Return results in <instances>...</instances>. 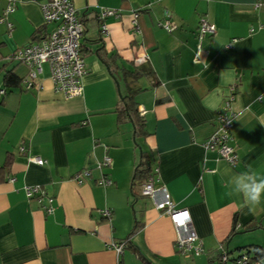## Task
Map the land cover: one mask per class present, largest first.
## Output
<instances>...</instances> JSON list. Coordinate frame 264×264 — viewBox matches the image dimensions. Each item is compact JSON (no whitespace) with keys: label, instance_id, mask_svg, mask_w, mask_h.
<instances>
[{"label":"crops","instance_id":"0c3cea01","mask_svg":"<svg viewBox=\"0 0 264 264\" xmlns=\"http://www.w3.org/2000/svg\"><path fill=\"white\" fill-rule=\"evenodd\" d=\"M47 1L17 0L6 16L11 31L0 23V264H209L223 254L222 264H234L240 248L264 249V199L250 212L227 183L248 168L264 173V0H72L85 23L86 74L82 96L71 99L53 90L46 64L29 91L3 83L7 72L27 77L10 57L53 29L41 12ZM7 6L0 0V15ZM107 10L114 15L101 19ZM201 18L215 34L199 41ZM122 70L141 74L124 80ZM127 84L139 90L145 122L136 141L130 120L117 116ZM232 87L234 167L203 148ZM105 155L111 164L97 169ZM141 161L188 211L205 259L177 253L170 218L139 195ZM83 170L90 175L78 183ZM102 175L112 185L99 186ZM27 186L53 198L50 213L27 199ZM127 240L117 256L111 244Z\"/></svg>","mask_w":264,"mask_h":264},{"label":"built area","instance_id":"2783aa9c","mask_svg":"<svg viewBox=\"0 0 264 264\" xmlns=\"http://www.w3.org/2000/svg\"><path fill=\"white\" fill-rule=\"evenodd\" d=\"M17 0H8V6L0 16V23H5L8 31H11L12 24L7 21L6 16L14 11ZM41 12L45 24L53 25V29L38 44L28 45L17 50L13 55V60L28 67V75L23 80L24 90H31L38 87L35 83L36 76L41 73L42 66L46 64L50 72V80L53 90L62 94L65 98L71 99L82 96V78L86 74V64L81 52V38L83 36V24L80 21L78 11L73 6L72 0H48L41 5ZM114 15V11L107 10L101 12V19ZM137 13L134 14L132 24L136 25ZM162 27L170 30L172 27L165 22ZM101 31L105 32V25H101ZM215 26L208 23L206 19L199 20L197 38L200 41L204 35H214ZM229 48V46H226ZM3 95L4 91L0 90ZM234 94V88L229 89V93L222 102L217 112V127L208 139L203 143L206 151H214L218 157L226 161L231 167L236 164V155L232 146L231 128L236 116L232 112L230 105ZM143 115V112L139 113ZM31 161L39 166L44 165V161L39 157L31 158ZM111 164L108 156H104L102 161L97 163V169L107 167ZM154 176L143 181L139 185V195L149 197L155 203V208L166 214L176 232L175 249L183 256L197 257L203 252L201 241L193 231L191 218L188 211L176 209L174 204L168 199L163 187H156L157 170ZM90 175V171L83 170L76 177L78 183L82 182V177ZM97 184L102 187L112 185V181L102 175ZM27 199L35 198L42 209L50 213L52 211L53 198L48 196L40 186H27L24 188ZM46 202V205H42ZM103 217H109L110 212H102ZM127 241L111 244L116 255L119 256L126 248ZM222 263L227 261V256H221ZM234 264H260L251 261L249 256L241 253L233 262Z\"/></svg>","mask_w":264,"mask_h":264},{"label":"trees","instance_id":"16d2710c","mask_svg":"<svg viewBox=\"0 0 264 264\" xmlns=\"http://www.w3.org/2000/svg\"><path fill=\"white\" fill-rule=\"evenodd\" d=\"M80 21L82 22L83 27L85 29V23L82 20V18H80ZM81 52H82V49H81ZM10 58L13 60L12 56ZM121 74L124 80H126L127 78H131L132 80H135L141 74V71L130 72L127 70H122ZM24 79L25 78H20L14 72H7L3 76V83L5 85V88L10 90L16 87H21ZM138 91H139L138 89L134 90L130 88L127 84L125 95H122L120 97L121 108L117 111L118 121H121L122 119H125V118L130 120L132 124V128H133L134 141L146 135L145 122L142 116L139 114L137 103L135 102V96ZM141 157L143 158V153L141 154ZM10 161H11L10 157L6 159L5 163L3 164V167H1V173H3L5 169L9 168L10 163H11ZM154 175L155 174L153 170L150 167H148L146 163L144 164L141 161L140 164L135 168L134 180L138 181L137 183H141L147 180L148 178L153 177ZM128 243L129 242L127 240L126 247L129 246ZM239 250L241 253L247 254L249 258L251 259V261L260 262V260L264 258V249H262V247L260 246L252 245L249 247L240 248ZM240 254L238 255V257L240 256ZM237 258H235L233 262ZM215 262H217V264H222L221 256H217V257L209 259V264H215Z\"/></svg>","mask_w":264,"mask_h":264},{"label":"clouds","instance_id":"9594fccd","mask_svg":"<svg viewBox=\"0 0 264 264\" xmlns=\"http://www.w3.org/2000/svg\"><path fill=\"white\" fill-rule=\"evenodd\" d=\"M224 71L220 74L222 83L227 82ZM232 194L242 197L248 210L255 211L264 199V173L251 168L230 176L227 180Z\"/></svg>","mask_w":264,"mask_h":264},{"label":"rangeland","instance_id":"374dc122","mask_svg":"<svg viewBox=\"0 0 264 264\" xmlns=\"http://www.w3.org/2000/svg\"><path fill=\"white\" fill-rule=\"evenodd\" d=\"M235 254L237 255V252H235ZM200 258L205 259V255L203 253L200 254Z\"/></svg>","mask_w":264,"mask_h":264},{"label":"water","instance_id":"95a60500","mask_svg":"<svg viewBox=\"0 0 264 264\" xmlns=\"http://www.w3.org/2000/svg\"><path fill=\"white\" fill-rule=\"evenodd\" d=\"M117 87H118V84H117Z\"/></svg>","mask_w":264,"mask_h":264}]
</instances>
